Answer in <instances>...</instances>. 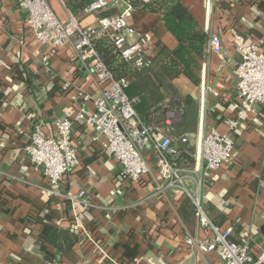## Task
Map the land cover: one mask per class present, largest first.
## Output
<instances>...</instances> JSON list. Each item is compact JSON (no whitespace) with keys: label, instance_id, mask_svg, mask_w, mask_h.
Here are the masks:
<instances>
[{"label":"crops","instance_id":"obj_1","mask_svg":"<svg viewBox=\"0 0 264 264\" xmlns=\"http://www.w3.org/2000/svg\"><path fill=\"white\" fill-rule=\"evenodd\" d=\"M49 3L61 22L74 17L63 0ZM183 4L208 38L222 37V53L213 54L207 46L199 85L172 77L156 58L150 70L132 72L127 90L145 119L154 105L181 101L183 114L170 136L176 149L188 138L193 154L179 161L182 186L167 188L156 174L139 183L128 180L119 162L92 142L94 133L76 126L80 163L61 190L76 197L86 189L91 207L84 210L77 201L48 195V181L25 147L34 125L42 124L43 133L52 136L57 120L74 117L78 91L95 95L98 88L71 48L41 45L18 3L0 0V264H220L216 254L203 256L186 245L189 236L210 238L199 228L195 207H182L186 197L198 200L217 226L233 228V240L251 243L254 253L263 248L264 104L256 105L235 132L232 165L209 172L198 137L210 130L227 132L226 120L234 117L233 105L240 100L233 32L264 52V0H220L209 14L205 0ZM79 20L96 26V16L85 11ZM128 21L148 36L154 56L159 46L177 47L161 15L130 9ZM145 156L155 167L153 153L146 150Z\"/></svg>","mask_w":264,"mask_h":264},{"label":"built area","instance_id":"obj_2","mask_svg":"<svg viewBox=\"0 0 264 264\" xmlns=\"http://www.w3.org/2000/svg\"><path fill=\"white\" fill-rule=\"evenodd\" d=\"M26 12V23L36 40L50 49L71 48L79 62L91 72L98 88L95 95L82 90L76 99L77 111L73 118H62L55 122L52 136L43 133L42 124L32 127L25 152L36 170H40L48 181V195L55 198L77 201L84 210L91 205L86 198L89 192L81 190L76 197L61 190L64 179L73 173L79 165L78 150L74 144V129L81 126L91 130L92 142L116 159L123 168V175L134 183L156 174L159 181H167V188H179L182 180L179 176V161L183 157H192L189 139L181 140L183 147L176 149L170 136L173 126L181 120L183 107H174L171 103L160 105L161 112L153 108L151 119L142 118L136 111V99H131L127 90L130 80L117 78L107 67L97 52L94 39L105 36L131 69L142 74L154 65L153 48L148 36L139 33L128 21L131 9L125 0H94L85 13L96 16V26L85 27L79 18L70 17L61 22L55 15L49 0H15ZM205 0L206 13H210L215 2ZM233 45L240 56L236 68L239 103L233 105L234 117L226 120L227 132L220 134L210 130L200 134L198 143L201 157L209 172L235 161V132L246 118L254 113L256 105L264 104V52L256 43H246L244 37L233 32ZM223 40L220 35L212 34L208 41V50L221 54ZM45 68L50 66V58L43 60ZM69 85L65 84L64 91ZM93 110H89V104ZM158 116L161 117L158 122ZM149 150L154 155L155 167L145 156ZM195 216L205 236L200 240L189 236L186 245L203 256L216 254L220 264H264V246L258 253L252 251L251 243L233 240V228L217 226L209 217L198 200L193 199Z\"/></svg>","mask_w":264,"mask_h":264},{"label":"trees","instance_id":"obj_3","mask_svg":"<svg viewBox=\"0 0 264 264\" xmlns=\"http://www.w3.org/2000/svg\"><path fill=\"white\" fill-rule=\"evenodd\" d=\"M63 1L70 13L75 18H79L94 0ZM125 2L135 11L161 15L165 28L178 42L174 50L159 46L160 49L153 61L158 58V64H162L172 77L184 76L194 85H199L201 63L205 58L209 38L184 6L183 0H125ZM94 45L107 67L117 78H130L132 74L130 67L121 60L119 55L114 53L112 45L105 36L95 38ZM172 103L174 107L179 108L181 101ZM135 108L137 111V104ZM152 108L158 109V112L162 114L161 107L154 105ZM141 117L143 118V116ZM182 204V207L194 208L190 198H184ZM54 233L55 231L51 232V234ZM46 241L54 243L50 238H46Z\"/></svg>","mask_w":264,"mask_h":264}]
</instances>
